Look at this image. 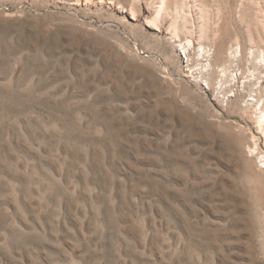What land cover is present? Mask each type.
Instances as JSON below:
<instances>
[{"label":"rangeland","instance_id":"obj_1","mask_svg":"<svg viewBox=\"0 0 264 264\" xmlns=\"http://www.w3.org/2000/svg\"><path fill=\"white\" fill-rule=\"evenodd\" d=\"M259 100L264 0H0V264H264Z\"/></svg>","mask_w":264,"mask_h":264},{"label":"bare ground","instance_id":"obj_2","mask_svg":"<svg viewBox=\"0 0 264 264\" xmlns=\"http://www.w3.org/2000/svg\"><path fill=\"white\" fill-rule=\"evenodd\" d=\"M262 102L261 100H259ZM261 115L255 121L252 133V143L249 145L250 151L254 154H261L260 160L264 164V154L260 153L264 149V102L260 105Z\"/></svg>","mask_w":264,"mask_h":264}]
</instances>
